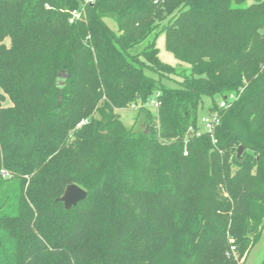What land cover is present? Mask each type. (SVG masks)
<instances>
[{
    "label": "trees",
    "instance_id": "16d2710c",
    "mask_svg": "<svg viewBox=\"0 0 264 264\" xmlns=\"http://www.w3.org/2000/svg\"><path fill=\"white\" fill-rule=\"evenodd\" d=\"M1 170L0 264H238L264 227V0H0Z\"/></svg>",
    "mask_w": 264,
    "mask_h": 264
},
{
    "label": "rangeland",
    "instance_id": "374dc122",
    "mask_svg": "<svg viewBox=\"0 0 264 264\" xmlns=\"http://www.w3.org/2000/svg\"><path fill=\"white\" fill-rule=\"evenodd\" d=\"M250 2V1H249ZM107 24L111 28H115V25L112 21H107ZM5 44L8 45V40L5 41ZM155 45L158 49L159 59L168 65L174 67H180V63L173 57L171 53L165 49V37L164 34H159L155 39ZM184 68H188L187 65L183 64ZM182 66V65H181ZM10 102L6 100L3 103L4 107L10 106ZM209 105V100H205L204 107L199 111V118L207 113V108ZM121 121L128 128H139L143 126V115H136L132 107L131 109L121 110L119 112ZM18 196V188L16 179L12 178L11 175L5 170L0 171V215L2 214H12L16 207V199ZM4 237L0 234V242H3ZM250 245L253 241L250 237ZM1 248L4 246L0 245ZM5 250V249H4ZM264 259V227L260 234V237L257 243L250 247L248 256L238 260V264H260ZM7 260V259H6ZM6 260H4L6 262ZM3 262V261H2ZM1 262V263H2Z\"/></svg>",
    "mask_w": 264,
    "mask_h": 264
},
{
    "label": "built area",
    "instance_id": "2783aa9c",
    "mask_svg": "<svg viewBox=\"0 0 264 264\" xmlns=\"http://www.w3.org/2000/svg\"><path fill=\"white\" fill-rule=\"evenodd\" d=\"M96 0H84L85 3H94ZM82 14V11L80 9H75L72 10L70 12L69 15V19L68 22L70 24L76 22L77 20L80 19ZM151 105L153 106V108H155L157 106V104L154 101H151ZM220 108H224L225 107V102L222 101L219 104ZM199 124L201 126V130L197 132V135L201 134V133H205L208 134L212 144H216L217 140L214 136V133L216 131V128L219 126L220 124V116L217 112H210V113H206L205 115L201 116L199 118ZM234 251V247L231 246L230 247V252L232 253ZM228 255V253H227Z\"/></svg>",
    "mask_w": 264,
    "mask_h": 264
},
{
    "label": "water",
    "instance_id": "95a60500",
    "mask_svg": "<svg viewBox=\"0 0 264 264\" xmlns=\"http://www.w3.org/2000/svg\"><path fill=\"white\" fill-rule=\"evenodd\" d=\"M242 151L243 148L240 146L237 150L238 158L241 156ZM86 195L85 190L75 184H70L66 186L62 196L59 198V201L63 203L66 210H69L70 208L75 207L79 202L83 201L86 198Z\"/></svg>",
    "mask_w": 264,
    "mask_h": 264
}]
</instances>
